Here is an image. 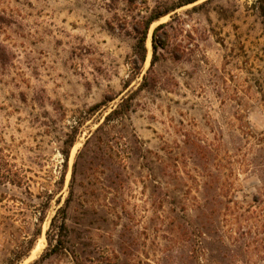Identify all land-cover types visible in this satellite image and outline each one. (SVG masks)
Masks as SVG:
<instances>
[{"label": "rangeland", "instance_id": "374dc122", "mask_svg": "<svg viewBox=\"0 0 264 264\" xmlns=\"http://www.w3.org/2000/svg\"><path fill=\"white\" fill-rule=\"evenodd\" d=\"M184 1L0 0V264H264V22L197 0L141 60Z\"/></svg>", "mask_w": 264, "mask_h": 264}, {"label": "trees", "instance_id": "16d2710c", "mask_svg": "<svg viewBox=\"0 0 264 264\" xmlns=\"http://www.w3.org/2000/svg\"><path fill=\"white\" fill-rule=\"evenodd\" d=\"M197 0H186L176 6L172 5L169 7H166L164 9H154L151 11V13L149 14V16L146 18V20L143 23V27H137V33H138V40H137V44H136V50L138 55L140 56V59L143 60L144 59V55H145V46H144V42H145V38H146V33L147 30L150 26L151 23H153L154 21L159 20L161 17L167 15L168 13H170L171 11H173L174 9L181 7L183 5H187L190 3H193ZM257 7H258V11L260 14V17L262 18L263 22H264V0H257ZM2 20V18H0V21ZM2 22V21H1ZM158 27L153 31L152 33V47L154 49L155 52V48L156 46H158V42L156 40V31H157ZM98 106H94L93 109H96ZM90 110V111H93ZM127 112V107L125 105V103H121L116 109L112 110L106 117H105V121L104 124H107L108 122H111L115 119H118L120 117L125 116ZM62 212V216L60 217V225H58V229H62V225L64 223V219H65V215H64V211L61 210ZM59 214V213H58ZM56 219V216L53 218L52 223H54V220ZM227 249V248H226ZM226 249H224V251H226Z\"/></svg>", "mask_w": 264, "mask_h": 264}, {"label": "bare ground", "instance_id": "6f19581e", "mask_svg": "<svg viewBox=\"0 0 264 264\" xmlns=\"http://www.w3.org/2000/svg\"><path fill=\"white\" fill-rule=\"evenodd\" d=\"M41 245H42V240H40V241L36 244V246H35L34 249L32 250V254L38 252V250H40V248H41ZM43 246H44V244H43Z\"/></svg>", "mask_w": 264, "mask_h": 264}]
</instances>
